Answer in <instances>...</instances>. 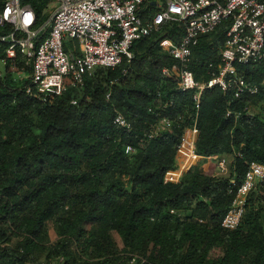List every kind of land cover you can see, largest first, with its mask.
<instances>
[{
  "label": "trees",
  "instance_id": "16d2710c",
  "mask_svg": "<svg viewBox=\"0 0 264 264\" xmlns=\"http://www.w3.org/2000/svg\"><path fill=\"white\" fill-rule=\"evenodd\" d=\"M22 2L40 22L49 17L51 0ZM176 30L166 26V35L159 30L135 42L133 60L99 68L83 88L47 102L26 94L24 81L10 72L0 80V264H38L43 257L126 264L130 255L146 264H264V183L250 194L240 225L222 226L231 181L241 183L250 162L264 164V116L249 112L264 101V64L239 66L257 94L234 98L215 86L196 111V90H180L163 73L174 60L161 41L177 40ZM225 38L223 25L193 47L196 80L206 83L217 71ZM7 46L0 42V57ZM118 113L130 131L114 123ZM160 117L173 120V128L150 137ZM195 123L196 153L230 156L229 177L193 165L178 182H165L166 172L177 169L184 130ZM127 144L134 147L129 154Z\"/></svg>",
  "mask_w": 264,
  "mask_h": 264
},
{
  "label": "built area",
  "instance_id": "2783aa9c",
  "mask_svg": "<svg viewBox=\"0 0 264 264\" xmlns=\"http://www.w3.org/2000/svg\"><path fill=\"white\" fill-rule=\"evenodd\" d=\"M1 1L0 27H8V31L0 33V42L8 46L5 56L0 57V80L12 73L15 81H24L22 90L26 94L42 102L69 88H83L87 78L99 68H114L124 59L130 62L135 56V42L165 25L176 26L178 39L165 37L161 41L163 50L174 60L163 73L174 78L180 90H196V111L201 108L203 93L208 88L217 86L225 92L233 91L234 98L259 92V87L241 74L239 66L255 68L264 64V0H56L58 6L44 22L22 0ZM223 25L226 38L218 69L202 83L189 67L193 47L203 35ZM114 123L127 131L132 129L131 122L121 113L115 116ZM173 123L169 117H160L150 137L170 131ZM198 136L196 123L184 130L177 145V169L166 172L165 182H178L195 159L215 163L217 176L230 173L226 156L204 158L196 153ZM133 151L134 147L127 144L125 152ZM262 183L264 164L256 161L248 164L241 183L231 181L230 193L234 196L222 220L225 229L240 225L250 194ZM146 262L143 256L130 255L126 264Z\"/></svg>",
  "mask_w": 264,
  "mask_h": 264
},
{
  "label": "rangeland",
  "instance_id": "374dc122",
  "mask_svg": "<svg viewBox=\"0 0 264 264\" xmlns=\"http://www.w3.org/2000/svg\"><path fill=\"white\" fill-rule=\"evenodd\" d=\"M57 6H58V1L51 0V3L48 6V12L52 13L53 10ZM164 27L161 30H162L163 34H166V31H164ZM249 112L251 114H256V115L258 114V115L264 116V101L252 103L250 108H249ZM226 157L229 160V162L231 163V160H232L231 157L230 156H226ZM193 165L194 166L198 165L204 172H209V173H213V174L218 172L216 164L213 162L212 163L208 162V160H206V159H199V160L195 159L193 161ZM229 175H230V173L224 177H229ZM50 236H51V239L53 241H55L57 239V235H56V232H55L52 224L50 225ZM113 236H114V239L116 240V242L118 244V247L120 249H123V242H122L120 235L118 233L114 232ZM40 261H46V259L43 257ZM54 262L56 263L57 261H54Z\"/></svg>",
  "mask_w": 264,
  "mask_h": 264
},
{
  "label": "crops",
  "instance_id": "0c3cea01",
  "mask_svg": "<svg viewBox=\"0 0 264 264\" xmlns=\"http://www.w3.org/2000/svg\"><path fill=\"white\" fill-rule=\"evenodd\" d=\"M208 162H211V161H210V160H208ZM211 163H212V162H211ZM50 238H51V236H50ZM51 241H52V242H54L52 239H51Z\"/></svg>",
  "mask_w": 264,
  "mask_h": 264
},
{
  "label": "bare ground",
  "instance_id": "6f19581e",
  "mask_svg": "<svg viewBox=\"0 0 264 264\" xmlns=\"http://www.w3.org/2000/svg\"><path fill=\"white\" fill-rule=\"evenodd\" d=\"M190 162H193V161H190Z\"/></svg>",
  "mask_w": 264,
  "mask_h": 264
}]
</instances>
